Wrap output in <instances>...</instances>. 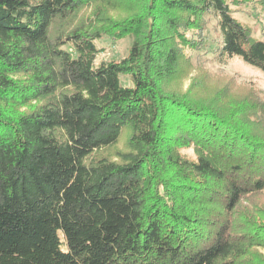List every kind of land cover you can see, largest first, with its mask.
<instances>
[{"label":"trees","instance_id":"16d2710c","mask_svg":"<svg viewBox=\"0 0 264 264\" xmlns=\"http://www.w3.org/2000/svg\"><path fill=\"white\" fill-rule=\"evenodd\" d=\"M258 7L0 0V264H264V100L193 58L264 73Z\"/></svg>","mask_w":264,"mask_h":264},{"label":"rangeland","instance_id":"374dc122","mask_svg":"<svg viewBox=\"0 0 264 264\" xmlns=\"http://www.w3.org/2000/svg\"><path fill=\"white\" fill-rule=\"evenodd\" d=\"M83 12L84 14L87 13L86 11ZM112 14L123 16L122 11L113 12ZM252 14H255V16L251 17L247 16V14L241 13L240 18L245 22L247 21L251 26L257 27L255 32L256 36L264 38V12L258 7L256 12H252ZM80 16L82 15L80 14ZM218 31L216 19L210 17L208 21V34L214 41L218 39ZM97 45L103 49V52L98 56V60H120L127 55L131 40L123 39L115 41L110 38H104L101 41H97ZM215 47L216 43L211 41L206 52L194 53L193 58L196 66L199 67V69H207L211 79H231L237 91L243 92L242 89H249L254 91L257 96L264 100V73L259 69L244 63L240 59H234L228 64L220 63V61H218L213 55ZM198 72V69L193 70L189 76L184 78L180 86L176 84L177 87L174 88L179 91H186L189 88L192 79L198 76ZM227 81L229 80H226L225 82L217 81L214 82V84L219 83L224 86ZM212 86L214 87L215 85ZM124 143L125 140L118 145V148L123 149ZM182 153L189 158L195 157L192 150H183Z\"/></svg>","mask_w":264,"mask_h":264}]
</instances>
